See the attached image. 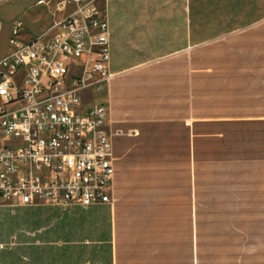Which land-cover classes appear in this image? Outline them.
I'll return each instance as SVG.
<instances>
[{"label":"crops","instance_id":"1","mask_svg":"<svg viewBox=\"0 0 264 264\" xmlns=\"http://www.w3.org/2000/svg\"><path fill=\"white\" fill-rule=\"evenodd\" d=\"M58 1L42 4L39 0H0V59L11 52L8 42L17 21L22 24L20 37L24 41L31 35L58 34L60 30L54 24L74 9L69 5L57 12L54 5ZM95 2L106 13L110 28L113 78L108 91L109 118L113 128L138 132L112 137L116 158L113 184L119 181L123 188L132 189L135 182L139 185L144 180V187L135 189L141 197L129 205L132 213L137 212L136 207L141 212L140 203L146 205L145 215L139 217L140 223L144 221L143 226L146 221L154 222L159 218L154 211L163 204L181 207L184 223L190 225L194 248L196 207L201 201L203 211L206 204H211L208 137L217 138L215 150L223 157L226 149L235 146L230 145L229 126L244 122L250 198L256 219V196L260 193L264 197V17L224 33L201 36L200 31L210 29L211 25L199 22L197 10L183 7L180 0H166L162 23L158 26L164 33L161 42L165 50L154 60L118 69L115 58L125 36L147 31V27L142 26V18L147 17L145 3L148 0ZM133 3L139 5H131ZM37 5L39 8L34 10ZM5 31L9 37L4 47L2 32ZM254 35L259 36L262 46L257 67L255 60L250 61L248 52H245L246 68L242 64L234 68L231 64H222L227 61L224 53L220 65L209 63L207 53L202 56L219 41L235 44L241 40L248 44ZM240 104L243 114L238 108ZM210 106L214 111L206 114ZM257 168L260 171H256ZM126 195L127 191L123 194L125 201ZM125 201L121 200L124 205ZM104 205H109L113 214L114 203ZM255 230L254 262L261 264L258 261L260 230L258 227Z\"/></svg>","mask_w":264,"mask_h":264},{"label":"built area","instance_id":"2","mask_svg":"<svg viewBox=\"0 0 264 264\" xmlns=\"http://www.w3.org/2000/svg\"><path fill=\"white\" fill-rule=\"evenodd\" d=\"M51 0H39L50 3ZM53 36L24 41L14 23L0 59V202L11 206L113 204L109 118L110 28L95 0H59Z\"/></svg>","mask_w":264,"mask_h":264},{"label":"rangeland","instance_id":"3","mask_svg":"<svg viewBox=\"0 0 264 264\" xmlns=\"http://www.w3.org/2000/svg\"><path fill=\"white\" fill-rule=\"evenodd\" d=\"M181 3L183 7L188 6L197 10L196 17L199 18L200 23L206 22L211 25L210 29L200 31L201 36L224 33L264 17V0H184L182 2L180 0ZM145 4L148 6L147 17L142 18V26L147 27V31L125 36L115 58L119 63L118 69L135 65L140 61L154 60L156 55L165 50L162 49L161 42L164 33L158 26L162 23L161 15L164 13L166 0H148ZM38 8L39 5L34 7V10ZM124 28L129 30L127 25ZM8 37L7 31L2 32V46L5 47ZM249 40L248 44L241 40L235 44H221L219 41L217 46L202 53V56L207 53L205 56L210 57L209 63L219 64L223 60L224 53L227 61L222 64H231L233 68L242 64V67L246 68L245 52H248L250 61L255 60L254 66L257 67V56L262 48L261 42L258 35L252 36ZM238 108L243 114V106L240 104ZM212 111H214L213 107L206 109V114H211ZM228 135L232 147L236 145L238 150L247 152L244 124L229 126ZM213 145L215 147V144L208 145V174L214 168H223L225 164L222 162L230 159L229 156L223 157L222 160L217 159L214 155L217 148L213 149ZM225 151L231 152V155L238 153L232 149ZM256 171L260 169L257 168ZM141 181L143 183L139 185L136 182L131 184L134 187L132 189L123 188L119 181L113 184V214L111 207L104 204L89 207L78 205L30 207L11 206L0 202V264H115L116 244L119 246L123 264H154L159 258L167 264H179L186 252L180 240L189 238L190 225L184 223L185 216L181 215L183 212L181 207H170L167 203L155 209L154 213L159 217L158 219H154V222L146 221L142 226L144 221L140 223L139 217L140 214L145 215L146 205L140 203L141 212L136 207L135 214L129 206L133 204L134 199L136 202V198L141 197L135 191L138 186L144 187V180ZM126 191L125 201L123 194ZM256 198V214L260 230L258 244L261 246L258 261L264 264V197L258 193ZM123 199L125 205L121 202ZM232 209H236L234 205ZM221 210L223 209L206 204L201 214L206 221L205 231L208 237L212 236L211 232L213 233L211 221L216 220ZM102 240L105 242H101Z\"/></svg>","mask_w":264,"mask_h":264},{"label":"trees","instance_id":"4","mask_svg":"<svg viewBox=\"0 0 264 264\" xmlns=\"http://www.w3.org/2000/svg\"><path fill=\"white\" fill-rule=\"evenodd\" d=\"M238 124H244L238 123ZM238 126V125H237ZM217 138L208 137V145L216 148ZM238 153L223 155L230 159L223 161L220 168L208 174L210 201L214 207L222 208L216 220L211 221L212 236L206 234V221L201 214V201L196 207L195 243L193 248L192 232L189 238H182L180 244L186 248L179 264H255L254 238L258 227L250 198L249 167L247 152L231 148ZM217 159L222 160L220 152L214 151ZM219 167V166H218ZM232 205L236 208L232 209ZM115 264H123L119 246L116 244ZM154 264H167L160 258Z\"/></svg>","mask_w":264,"mask_h":264}]
</instances>
